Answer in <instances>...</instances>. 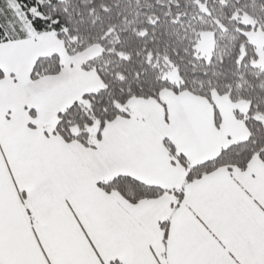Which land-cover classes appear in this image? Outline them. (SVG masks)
<instances>
[{
    "label": "snow or ice",
    "instance_id": "snow-or-ice-1",
    "mask_svg": "<svg viewBox=\"0 0 264 264\" xmlns=\"http://www.w3.org/2000/svg\"><path fill=\"white\" fill-rule=\"evenodd\" d=\"M0 264H264V0H0Z\"/></svg>",
    "mask_w": 264,
    "mask_h": 264
}]
</instances>
